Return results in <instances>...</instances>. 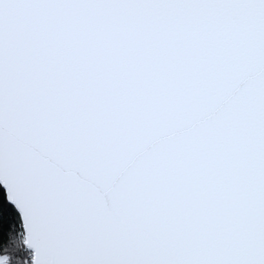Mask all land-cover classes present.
Instances as JSON below:
<instances>
[{
  "label": "snow or ice",
  "instance_id": "snow-or-ice-1",
  "mask_svg": "<svg viewBox=\"0 0 264 264\" xmlns=\"http://www.w3.org/2000/svg\"><path fill=\"white\" fill-rule=\"evenodd\" d=\"M0 264H264V0H0Z\"/></svg>",
  "mask_w": 264,
  "mask_h": 264
}]
</instances>
